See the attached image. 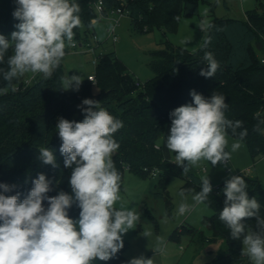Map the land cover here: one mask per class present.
Returning <instances> with one entry per match:
<instances>
[{"label": "trees", "instance_id": "obj_1", "mask_svg": "<svg viewBox=\"0 0 264 264\" xmlns=\"http://www.w3.org/2000/svg\"><path fill=\"white\" fill-rule=\"evenodd\" d=\"M98 0H74L80 6L78 13L81 25L73 29L74 39L82 41L92 33V19L97 16L94 3ZM103 12L120 5L119 0H103ZM18 7L16 0H0V35L10 38L17 31L15 25L20 21L13 17ZM131 28L146 31L159 27L170 32L176 31L179 19L184 15H193L199 11V0H127ZM214 27L206 32L211 37L207 49L202 47L191 52L182 46L166 42L165 48L150 52V66L154 76L141 85L131 75L125 63L115 51L103 52L96 65V85L99 92L92 90L93 82L87 77L79 91L64 90L62 78L64 70L60 64L50 78H37L24 86V80L12 81L18 90L11 88L6 94L0 93V184L15 185L16 188L6 196L20 194V201L26 198L32 189V181L43 173L53 181V190L48 196H56L60 191L68 193L64 177L67 167L60 152L62 139L57 131L58 118L82 122L84 114L78 108L84 99L100 102L112 116L123 123L113 138L120 147L113 153L115 167L122 176L125 168L142 176L152 169L160 172L159 183L166 187V181L172 172L181 170L174 166V161L164 157L161 147L156 148L161 137L171 122L170 113L176 108L192 104V90L211 97L213 92L226 97L227 119L243 121L247 136L243 139L255 159L264 154V55L257 51L264 49V0H258L255 8L246 10L243 18L213 16ZM259 43L261 47L259 48ZM214 53L220 67L214 77L201 76V68L207 67L203 59L204 52ZM13 54L8 50L0 70L8 68L7 58ZM0 71V89L7 86ZM86 107V106H85ZM258 126L259 130H254ZM242 129H237V135ZM228 133L232 135L231 129ZM233 136V135H232ZM53 150L56 167L44 164L39 158V149ZM249 198H256L260 203V216L264 218V185L258 177L244 173ZM232 177V176H231ZM191 185L201 190V178L193 172L187 174ZM230 178V177H229ZM228 178V179H229ZM227 180V179H226ZM224 180L212 185V192L207 201L212 214L203 221L211 231L208 239L202 231L189 226L175 229L172 236L189 233L201 241L222 240L223 252L211 261L200 264H251L246 255H242L241 240H233L230 229L219 219L225 206ZM2 192V189H0ZM166 189L156 193L165 197ZM45 208L48 207L44 201ZM69 218L79 220L81 209L74 203L67 210ZM246 228L255 230L256 221L249 218L244 221ZM123 239L124 247L108 261L96 259L92 264H128L130 261L124 251L129 242Z\"/></svg>", "mask_w": 264, "mask_h": 264}, {"label": "clouds", "instance_id": "obj_2", "mask_svg": "<svg viewBox=\"0 0 264 264\" xmlns=\"http://www.w3.org/2000/svg\"><path fill=\"white\" fill-rule=\"evenodd\" d=\"M18 7L13 17L20 22L17 31L10 38L0 35V64L8 56L3 79L7 86L0 89L6 94L15 78L27 73H42L47 79L59 67L65 56L66 42L75 46L73 29L81 25L78 15L80 6L74 0H16ZM197 27L202 32L210 31L214 25L207 12ZM187 42H191L190 39ZM211 37L204 38L202 48L207 49ZM203 59L207 67L200 75L214 77L219 62L214 53L205 51ZM83 78L79 75L62 78L64 90L79 91ZM192 104L182 105L170 113L171 127L166 147L175 153V163L187 175L200 161H209L215 166L227 162L231 152L241 147L240 141L247 136L243 121L226 118L228 109L226 97L213 92L205 98L195 90L190 92ZM86 106V107H85ZM78 108L84 114L82 122L58 118L57 131L62 139L60 152L64 166L73 168L70 186L74 195L60 191L48 196L53 190V181L41 173L32 181L33 187L26 198L20 201V194L6 196L16 186L0 184V264H92L96 259L108 261L124 247L122 234L135 229L140 214L134 209L115 207L120 197L121 175L112 159L120 147L113 138L123 127L121 120L112 116L100 102L84 99ZM228 129L239 139L228 147ZM254 130H259L258 126ZM159 147V145L157 146ZM39 158L46 165L56 167L53 150L39 149ZM247 183L242 176H232L225 181L223 189L225 206L219 219L230 229L233 240H241L242 255L252 264H264V218L260 216V203L249 198ZM188 191H194L189 189ZM212 192L209 177L201 178V190L192 196L195 204H203ZM185 197V191L180 192ZM44 201L48 207L45 208ZM78 203L81 209L79 220L74 222L68 209ZM187 203L178 206L177 214L184 215L191 210ZM254 218L256 228H246V221ZM167 213H165V220ZM150 233H144L149 236ZM162 252V237L157 238ZM128 264H154L153 259L143 255L132 258Z\"/></svg>", "mask_w": 264, "mask_h": 264}, {"label": "rangeland", "instance_id": "obj_3", "mask_svg": "<svg viewBox=\"0 0 264 264\" xmlns=\"http://www.w3.org/2000/svg\"><path fill=\"white\" fill-rule=\"evenodd\" d=\"M258 0H199V11L193 15H184L179 19L176 31L170 32L159 27H154L146 31L134 30L131 28L130 16H122L117 26L118 41L113 42L108 36V27L111 22L105 17H101L100 22L92 28L96 31L101 46L98 51L102 53L115 51L118 57L125 63L131 75L141 83L154 76V71L150 66L151 54L153 50L165 48L166 42L170 41L175 45L193 52L202 47L206 32H202L197 25L207 17L212 20L213 16L238 17L243 18L246 10L257 7ZM190 39L191 42H187ZM261 44V43H260ZM262 45V44H261ZM259 56L264 55V49L257 51ZM64 76L79 75L83 81L90 73L96 72V64L93 63V55L74 51L71 46L65 47V56L61 63ZM44 77L42 73H27L18 77L19 82L25 79ZM34 76V77H33ZM33 77V78H32ZM94 83V82H93ZM20 85V83H18ZM94 93L99 92L96 83L93 84ZM68 91H74L68 89ZM171 122L167 124L164 134L157 139V146L161 147L164 157L175 163V153L170 152L166 147L168 131ZM239 138L228 133V147L226 151L231 152V145ZM241 147L231 152V158L227 162L218 163L213 166L209 161H200L198 165L192 167L189 172H193L200 178L209 177L214 184H220L224 180L236 174H246L258 177L264 185V154L253 158L248 144L242 140ZM156 148H159L157 147ZM174 166L181 170L180 173L169 174L166 187L159 183L160 172L152 169L146 176L134 173L127 168L124 169L120 181V197L115 207L121 206L134 209L140 214V220L135 229L122 234V237L129 242V246L124 251V255L131 260L143 255L146 259H153L154 264H200L211 261L218 254L223 252L225 244L222 240L201 241L191 234L183 232L172 236L175 229L184 226L194 227L208 239L211 238V231L205 225L203 219L212 214V209L206 202L195 204L192 196L199 192L198 188L191 185L187 175L183 174L182 167L176 163ZM67 168V179L64 180L68 194L74 195L70 186V177L73 171ZM155 171V173H154ZM188 172V173H189ZM187 173V174H188ZM166 189V196H157L156 193ZM192 189L194 191H188ZM185 191V197L180 196V192ZM187 203L191 207L189 212L178 215V206ZM165 213L167 219L165 220ZM144 233H150L144 236ZM162 237L164 244L162 252H154L158 247L157 238Z\"/></svg>", "mask_w": 264, "mask_h": 264}, {"label": "built area", "instance_id": "obj_4", "mask_svg": "<svg viewBox=\"0 0 264 264\" xmlns=\"http://www.w3.org/2000/svg\"><path fill=\"white\" fill-rule=\"evenodd\" d=\"M119 1H120V5L110 9L107 13L103 12V8H104L103 0H98L94 3V8L97 12V16L92 19V22L96 23L98 19H100L101 17H105L108 20H110L111 24L107 29H108V36L110 39H112L113 42H117L119 39L116 31L120 18L125 15L129 16V10L126 8L127 0H119ZM73 40L75 46H71V48L76 52L92 54L93 63L97 65L102 52L98 51L99 47L101 46V42L99 40L96 31L93 30V33L87 39H84L82 41H78L74 38ZM262 61H264V59ZM88 79L92 82H96L95 73H90L88 75ZM32 80L33 79H25L24 86L29 84ZM141 84L142 83L140 81H137V85H141ZM14 87L16 88V90H18L20 86L17 84Z\"/></svg>", "mask_w": 264, "mask_h": 264}, {"label": "crops", "instance_id": "obj_5", "mask_svg": "<svg viewBox=\"0 0 264 264\" xmlns=\"http://www.w3.org/2000/svg\"><path fill=\"white\" fill-rule=\"evenodd\" d=\"M98 20H99L98 22L102 21V20H101V18H100V19H98ZM96 23H97V22H96ZM96 23H95V24H96ZM95 24L93 23V27H94V25H95ZM251 264H252V262H251Z\"/></svg>", "mask_w": 264, "mask_h": 264}, {"label": "water", "instance_id": "obj_6", "mask_svg": "<svg viewBox=\"0 0 264 264\" xmlns=\"http://www.w3.org/2000/svg\"><path fill=\"white\" fill-rule=\"evenodd\" d=\"M260 47H261V44L259 43V48H260ZM66 179H67V176L64 177V180H66Z\"/></svg>", "mask_w": 264, "mask_h": 264}]
</instances>
